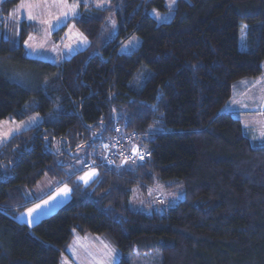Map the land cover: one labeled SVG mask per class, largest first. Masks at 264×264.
<instances>
[{"label": "trees", "instance_id": "trees-1", "mask_svg": "<svg viewBox=\"0 0 264 264\" xmlns=\"http://www.w3.org/2000/svg\"><path fill=\"white\" fill-rule=\"evenodd\" d=\"M20 1L1 2L0 16ZM76 1L79 15L53 35L72 24L88 45L60 63L25 57L33 24L22 23L18 45L0 39V121L41 119L0 144V264H59L73 233L104 237L116 264L155 252L160 264H264V142L221 112L233 84L263 74L264 0H176L172 9L119 0L109 41L101 29L111 7ZM132 36L139 47L119 54ZM116 132L139 140L145 160L100 165ZM81 149L80 171L98 167L87 185L63 171ZM43 178L65 182L69 201L33 225L16 221ZM154 185L183 199L163 212L132 210V191Z\"/></svg>", "mask_w": 264, "mask_h": 264}, {"label": "rangeland", "instance_id": "rangeland-1", "mask_svg": "<svg viewBox=\"0 0 264 264\" xmlns=\"http://www.w3.org/2000/svg\"><path fill=\"white\" fill-rule=\"evenodd\" d=\"M3 1L0 0V3ZM118 1L82 0L84 4L94 8L111 7L106 22L101 29L105 41L113 39L117 34L115 11L118 8ZM175 3L176 0H165L168 9H172ZM78 15L79 6L76 0H21L13 7L6 18L0 16V39H10L18 45L22 23L33 24L34 31L29 34L23 43L25 57L58 64L88 45V41L72 24L67 26L62 36L53 35L58 29L66 25L70 19ZM149 15L159 24L167 23L172 16L170 12L160 13L155 10H151ZM139 45L140 39L132 36L119 44L117 52L128 55L135 51ZM24 69L23 72L27 71L26 68ZM262 73L261 76L252 81L242 80L233 84L231 98L221 110L222 113H231L239 119L244 130L259 142H264V71ZM30 82H32V79L30 81L29 75L25 74L24 77L20 78L19 83L28 86ZM40 121L41 119L37 115H31L21 122L10 119L0 121V144L6 142L12 136L36 126ZM133 141L135 144L133 143L132 147L134 145L141 146L140 143H136L139 140ZM140 146L125 147L122 152L133 151V155L130 156L129 160H119V164L134 163L133 156L136 154L137 149L141 150ZM88 156L89 153L85 149H81L75 153L74 157L62 159L67 165L63 168L64 173L68 176L74 175V182L81 185L89 184L97 175L98 167L95 166L97 164L95 162H92L91 168L80 171ZM99 157L101 160L105 158L108 160L109 155L100 152ZM56 183L58 182L55 181L54 183V181L45 178L32 191H29L28 197L35 199L40 197L49 185L55 187L51 193L40 200H36L27 209L17 212L16 221L29 226L33 225L52 214L58 209L57 207L63 205L66 199L69 198L67 196L69 188L66 185L58 187ZM182 199L181 189L171 190L160 185H154L146 194L133 190L129 207L134 211L145 214L158 213L174 206ZM30 209H35V211L29 214ZM118 258L117 251L104 237L73 233L65 253L59 259V264H116ZM128 260L129 264H160V255L158 252L143 257L135 254L130 256Z\"/></svg>", "mask_w": 264, "mask_h": 264}, {"label": "built area", "instance_id": "built-area-1", "mask_svg": "<svg viewBox=\"0 0 264 264\" xmlns=\"http://www.w3.org/2000/svg\"><path fill=\"white\" fill-rule=\"evenodd\" d=\"M116 131L119 132V128H116ZM117 132L114 137H112L110 140H108L101 146L102 153L109 155L108 160H106V158L101 160V164H105L109 167L112 166L114 160H122V159L129 160L130 156L133 155V151L122 152L125 149V147H129V146L132 147L133 136L124 135V136L118 137ZM133 157L136 161H143L145 160L147 156H146V153L142 151V149L141 150L137 149L136 154ZM91 164L92 162L85 163L83 165L82 170L91 168Z\"/></svg>", "mask_w": 264, "mask_h": 264}, {"label": "crops", "instance_id": "crops-1", "mask_svg": "<svg viewBox=\"0 0 264 264\" xmlns=\"http://www.w3.org/2000/svg\"><path fill=\"white\" fill-rule=\"evenodd\" d=\"M45 178H43L42 180H44ZM49 180H51V181H54V183H55V180H52V179H50V178H48ZM41 180V181H42ZM39 183H40V181H39ZM56 185H58V187H60L61 185H66V187H68L69 188V186L65 183V182H62V183H56ZM54 188L55 187H53V185H49L48 186V188L47 189H45L44 190V193L40 196V197H37V198H35V199H30V200H32L33 201V203H35V201L36 200H40L41 198H43L44 196H46L48 193H51L53 190H54ZM70 188L67 190V196L69 197V198H67L66 199V202L64 203V204H66L68 201H69V199H70ZM28 196H29V193H28ZM63 204V205H64ZM63 205H61V206H63ZM61 206H59V207H57V208H60ZM27 209V208H26Z\"/></svg>", "mask_w": 264, "mask_h": 264}, {"label": "snow or ice", "instance_id": "snow-or-ice-1", "mask_svg": "<svg viewBox=\"0 0 264 264\" xmlns=\"http://www.w3.org/2000/svg\"><path fill=\"white\" fill-rule=\"evenodd\" d=\"M37 207H39V205H37ZM33 211H35V209H30L29 214H31Z\"/></svg>", "mask_w": 264, "mask_h": 264}]
</instances>
